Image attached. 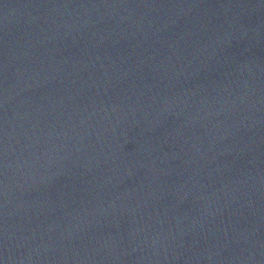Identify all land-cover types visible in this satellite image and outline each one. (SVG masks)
Instances as JSON below:
<instances>
[{
  "label": "water",
  "instance_id": "water-1",
  "mask_svg": "<svg viewBox=\"0 0 264 264\" xmlns=\"http://www.w3.org/2000/svg\"><path fill=\"white\" fill-rule=\"evenodd\" d=\"M0 264H264V0H0Z\"/></svg>",
  "mask_w": 264,
  "mask_h": 264
}]
</instances>
